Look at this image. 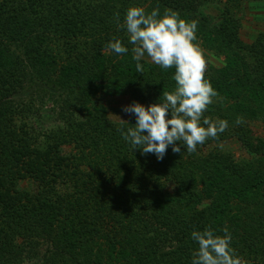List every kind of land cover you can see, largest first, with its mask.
Listing matches in <instances>:
<instances>
[{
	"label": "trees",
	"instance_id": "1",
	"mask_svg": "<svg viewBox=\"0 0 264 264\" xmlns=\"http://www.w3.org/2000/svg\"><path fill=\"white\" fill-rule=\"evenodd\" d=\"M261 2L215 0L210 22L198 9L214 0H0V264H191V233L207 227H227L236 252L264 264V137L251 129L264 124V32L245 41L237 18ZM130 6L197 21L195 42L224 58L205 72L218 95L203 115L228 127L192 153L182 141L162 160L132 150L118 130L135 115L104 117L107 97L147 107L175 86L174 68L141 60L136 71L122 27ZM114 38L128 48L118 59L107 54ZM38 86L61 91L50 95L55 129L36 123ZM231 138L251 163L199 153Z\"/></svg>",
	"mask_w": 264,
	"mask_h": 264
},
{
	"label": "clouds",
	"instance_id": "2",
	"mask_svg": "<svg viewBox=\"0 0 264 264\" xmlns=\"http://www.w3.org/2000/svg\"><path fill=\"white\" fill-rule=\"evenodd\" d=\"M116 17L119 20V13ZM122 27L126 28L128 42L133 46L132 59L136 61L138 73L144 72L140 61L145 55L162 69L175 70L174 88L163 92L158 103L147 107L133 103L122 109L135 115L132 127L118 130L132 150L153 153L162 160L169 145L174 153H180L177 142L181 145L182 141L187 152L192 153L197 145L223 133L228 127L226 120L213 121L203 115L218 93L205 78V53L195 42L197 21H188L172 9H165L161 14L158 7L146 12L143 7L130 6ZM107 47L116 54L128 52L119 38H114ZM242 123L243 117H237L236 124ZM222 231L223 235L211 227L192 231L191 239L197 242L198 249L193 253L191 264H248L231 246L228 228Z\"/></svg>",
	"mask_w": 264,
	"mask_h": 264
},
{
	"label": "rangeland",
	"instance_id": "3",
	"mask_svg": "<svg viewBox=\"0 0 264 264\" xmlns=\"http://www.w3.org/2000/svg\"><path fill=\"white\" fill-rule=\"evenodd\" d=\"M214 5V7H211L204 3L201 8L198 9L199 14L208 18L210 22L214 21L215 17L219 15V9L218 6H216L218 4L215 3V0ZM257 5H252V7L251 5H248L242 13L237 14V18L239 19V34L245 41H248L250 37H253L256 33L258 34V32H264V2H261L258 6ZM197 43H199V41ZM200 47L205 53L206 71H208L211 67L222 66L224 63V58L222 56L216 55L212 51L205 50L201 45ZM107 51V54H111L114 59L121 58V55L116 54L114 51L110 52L109 49ZM143 61L151 65H155L150 61V58H148L147 55H145ZM38 88L40 90H45L47 96L43 97L37 103L38 112L36 115V123L42 126L45 130L55 129L58 124V120L56 119L53 111L54 109L56 110V105L53 101L55 98L53 97H58L61 91H53L45 86H38ZM51 94L53 97H50ZM131 104L130 96L127 93L105 98L103 101L105 119L110 123H119L121 122L120 119H127L130 114L125 113L122 109ZM251 129L254 136L264 137V124L255 123L251 125ZM63 149L69 151V148L64 147ZM200 152L204 154H207L208 152L220 153L224 155L226 162H230L234 159L240 165L252 162V156L247 154L246 150L235 138L220 142L207 143L205 146L200 147L199 153ZM19 186L27 191H32L34 189V184L26 181L21 182Z\"/></svg>",
	"mask_w": 264,
	"mask_h": 264
}]
</instances>
